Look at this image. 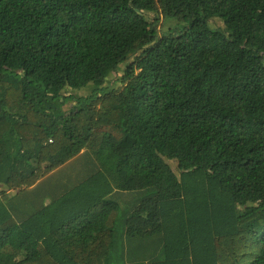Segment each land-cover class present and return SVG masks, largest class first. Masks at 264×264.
I'll list each match as a JSON object with an SVG mask.
<instances>
[{
  "label": "trees",
  "instance_id": "trees-1",
  "mask_svg": "<svg viewBox=\"0 0 264 264\" xmlns=\"http://www.w3.org/2000/svg\"><path fill=\"white\" fill-rule=\"evenodd\" d=\"M0 264H264V0H0Z\"/></svg>",
  "mask_w": 264,
  "mask_h": 264
},
{
  "label": "rangeland",
  "instance_id": "rangeland-1",
  "mask_svg": "<svg viewBox=\"0 0 264 264\" xmlns=\"http://www.w3.org/2000/svg\"><path fill=\"white\" fill-rule=\"evenodd\" d=\"M215 26H221L222 24L219 22V21H217V22H215V24H214ZM116 79V74H112V76L109 78V81H108V85L109 84H112L113 82H114V80ZM91 92V88H87V89H84V90H82L81 91V94H83V95H86V94H89Z\"/></svg>",
  "mask_w": 264,
  "mask_h": 264
}]
</instances>
